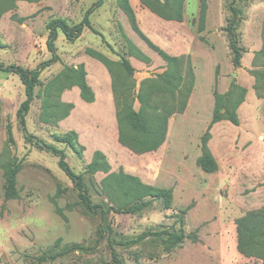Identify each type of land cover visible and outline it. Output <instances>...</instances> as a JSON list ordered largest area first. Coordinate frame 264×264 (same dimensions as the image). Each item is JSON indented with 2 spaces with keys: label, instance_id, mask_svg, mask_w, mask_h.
<instances>
[{
  "label": "rangeland",
  "instance_id": "rangeland-1",
  "mask_svg": "<svg viewBox=\"0 0 264 264\" xmlns=\"http://www.w3.org/2000/svg\"><path fill=\"white\" fill-rule=\"evenodd\" d=\"M95 1L0 0V63L33 69L49 59L48 22L78 23ZM120 1L104 0L89 15L91 29L75 41L58 32L59 60L41 73L25 117L28 134L63 150L90 199L104 208L103 216L86 209L58 156L26 141L17 115L24 86L17 75L0 71V264H116L113 252L122 264H262L264 0H204L205 6L201 0H127L140 33ZM230 5L241 9L238 66L225 30ZM177 12L179 20L162 16ZM147 40L182 57L185 77L176 92L156 90L153 115L168 110L163 143L136 152L120 141L114 82L120 99L129 91L138 111L142 82H156L170 70ZM122 58L134 69L127 77ZM80 66L94 94L91 102L64 77ZM227 92L230 103L240 101L238 124L221 119L211 125L215 95ZM70 131L77 134L79 153L55 140ZM123 132L134 135L129 128ZM206 132L217 164L212 172L199 164ZM95 152L103 155L106 171L88 170ZM12 171L15 195L8 197ZM119 171L170 189V206L156 199L139 211L116 210L103 186L112 185ZM172 233L182 234V241L172 244L167 240Z\"/></svg>",
  "mask_w": 264,
  "mask_h": 264
},
{
  "label": "trees",
  "instance_id": "trees-1",
  "mask_svg": "<svg viewBox=\"0 0 264 264\" xmlns=\"http://www.w3.org/2000/svg\"><path fill=\"white\" fill-rule=\"evenodd\" d=\"M103 2L104 0H96L86 10L83 18L75 24H69L62 18L51 19L47 24L48 36L46 40V46L51 54V57L40 62L33 69H26L17 64L0 63V71L10 72L17 75L24 86L25 99L18 108L17 115L20 121V125L25 132L24 136L26 141L33 144L40 150H45L51 152L55 156H58L59 168L71 180L73 187L78 193L79 199L82 201L86 209L93 214L100 213L101 216L104 215V208L99 204L93 203V201L90 199L87 187L83 182L82 177L76 174L70 168L67 161L65 160V154L63 150L56 148L53 145L41 142L39 139L35 138V136L28 134L25 128V117L33 101L35 88L39 82L41 73L59 60V56L56 52L55 46L58 32H61L68 41H75L82 35L84 29H91L89 15L94 11V9L101 6ZM201 2L202 5L205 6V1L201 0ZM120 7L128 15L133 28L138 33H140L136 25L133 10L128 1L121 0ZM229 10L231 12V18L228 20V25L225 30L228 35L229 47L232 55V63L235 66H238L241 59V48L238 45V38L236 36L235 29L241 20V9L239 7L236 8L235 6L230 5ZM158 13L160 12L158 11ZM162 16L167 19H181L180 12H177V14H162ZM148 44L150 47L158 51L161 57L167 62L168 66H170V70L159 75L155 80L156 82H154V80H145L142 82L141 88L137 94V97L141 103L140 109L138 111L133 109V98L130 97L129 91L127 92V96H123L122 99H120V92L117 88L116 83L114 82V95L117 107V117L119 125L121 127L120 141L136 152L155 150L159 145L163 143L166 134V118L168 110L166 111L164 109L163 114L153 115V111L155 110L157 103V100L154 98L157 94L156 90L162 87V89L166 92H176L181 85L183 86L185 77L182 75V57L170 56L164 51L155 47L151 42L148 41ZM95 55H97L99 59L106 63L109 68L111 67V63L106 60V58L100 56V54ZM136 56L140 59H145L144 54H142L141 52H138ZM121 62L125 70V77L131 75L134 72V69L131 66L130 62L126 58H122ZM64 77L69 83L78 86V88L80 89V95L85 101H93L94 94L85 80V71L82 66H80L78 69L69 68ZM150 82L154 83L151 85L149 84ZM160 82L162 86L160 85ZM154 84H158L160 86L152 88ZM229 95L230 92L222 95H215L216 102L211 125L221 119H227L233 124H238L236 108L240 101L237 103H230L228 99ZM221 109H224V112H221ZM124 128L131 129L134 135L131 138L127 137L123 132ZM208 139L209 134L208 132H206L201 138L202 154L199 158V164L204 171L212 172L217 169V164L214 161L213 156L211 155V152L207 146ZM55 140L58 142L69 144L74 148V150H76V152L79 153L77 134L74 131L56 136ZM87 168L90 172L93 173L98 170L106 171L108 169V165L104 160L103 155L100 152H95L94 157L88 164ZM13 173L14 171H12L8 179L9 186L7 187L6 192V195L8 197H12L15 195ZM112 176L114 180L113 184L104 185L103 190L107 198L110 200L111 206L116 210L139 211L149 206L152 201L156 199L161 200L164 207H169L172 202V191L170 189L158 188L152 185L145 184L140 179L120 171L116 174H113ZM110 209L111 207H109V210ZM144 235L145 234H143L141 237H144ZM182 239L183 235L176 233L169 234L167 238V240H171L172 244H177L181 242ZM239 248L242 252L244 251L241 248V240L239 242ZM113 259L116 264H122L120 260L115 256L114 252ZM262 264H264V262Z\"/></svg>",
  "mask_w": 264,
  "mask_h": 264
}]
</instances>
